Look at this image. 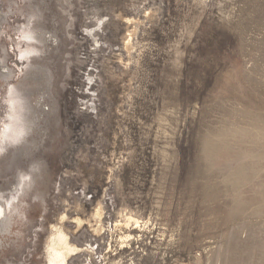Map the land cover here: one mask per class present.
Returning a JSON list of instances; mask_svg holds the SVG:
<instances>
[{"label":"rangeland","instance_id":"rangeland-1","mask_svg":"<svg viewBox=\"0 0 264 264\" xmlns=\"http://www.w3.org/2000/svg\"><path fill=\"white\" fill-rule=\"evenodd\" d=\"M0 59V124L9 82L34 120L0 264H46L63 213L75 264H264V0H0Z\"/></svg>","mask_w":264,"mask_h":264},{"label":"bare ground","instance_id":"bare-ground-1","mask_svg":"<svg viewBox=\"0 0 264 264\" xmlns=\"http://www.w3.org/2000/svg\"><path fill=\"white\" fill-rule=\"evenodd\" d=\"M22 32H23L22 39L20 41H18V45L20 46V52L22 53V55L24 57L32 60L33 53H35V52L37 53L38 51H40V47L35 43V42H39V40L36 37V35L34 34V30L32 27H27ZM132 35H133V33L130 31L128 33L127 40L125 42V46L127 48L130 47ZM23 41H30L33 43H30V44L24 46V45H22ZM41 50H42V48H41ZM10 77H11V74L8 71L6 64L3 63L2 60L0 59V78H2L3 80L4 79L8 80ZM22 91L23 90H21V88L15 83L9 82L7 84V95L8 96L5 99L7 102V104L5 105L7 110L5 112V115H3V117H2L1 124H0V145H2L5 148V150H7L9 148V146H11V144H14L13 141L20 142L19 140L23 138V137L22 138L17 137V132L21 126V124H20L21 120L23 121V126L27 129V134H28V131L33 126L34 120H32L30 118L31 116L27 115V117H26L21 111V108H23V102L22 101L27 97L26 96L27 94L25 93L26 94L25 95L24 93H22ZM29 106L27 107L28 109L31 108V106H30V108H29ZM28 112H29V110H28ZM10 117H11V119H10ZM17 142H15V143H17ZM27 184L28 183L25 179L23 182L21 180L19 183V185H21L22 189H24ZM17 186H18V184H17ZM18 187H20V186H18ZM20 190L21 189L17 188L16 189L17 193L21 194L22 192ZM4 192L2 193V191H0V214H2V212L4 214V213L8 212L7 210H11V209L17 208L19 206H22L21 204H22L23 200H21L20 197L17 195V193H15L13 196H11V199L13 200V198L15 197V200L12 202L11 207H9L8 202L10 201V199L6 198V195L4 194ZM103 212H104V208L101 205V203H99L95 209V213H93L94 216L98 218V223H99L98 228L95 229L96 232H100L101 230L104 229V225L102 224ZM0 218H1V216H0ZM66 218H68V215L63 213L61 215V217L59 218V222L51 226L49 236L47 237L46 243H45L46 256H47L46 264H75L74 261L71 260L72 256L77 255L78 253L83 251L81 247H79L78 245H76L72 242L70 235L67 233V231L64 227V224H63L65 222ZM0 220H2V218ZM127 220L134 221V223L137 224L136 227L140 226L139 220L136 219L135 217L133 218L132 216H129L127 218ZM74 222H76L77 225L80 227L84 223V219L81 217H76L74 219ZM4 225H5V223H4ZM4 225H3V227H4ZM0 229H1V225H0ZM120 238L123 241L129 242V241H131V238H134V236H132L131 233H126V234L122 235ZM123 241L121 242V244H123ZM88 249L91 250L90 248H88ZM89 253L92 254V251H89ZM116 263H113V264H116Z\"/></svg>","mask_w":264,"mask_h":264},{"label":"clouds","instance_id":"clouds-1","mask_svg":"<svg viewBox=\"0 0 264 264\" xmlns=\"http://www.w3.org/2000/svg\"><path fill=\"white\" fill-rule=\"evenodd\" d=\"M22 110L23 109L21 108V111ZM10 119H11V117H10ZM20 124H21V126H20V128H19V130L17 132V137L22 138L23 136L27 135V129L23 126V121L22 120H21ZM13 142H17V141H13ZM3 151H5V148L2 145H0V152H3ZM17 195H19V193H17ZM14 200H15V197L13 198V200H10L8 202L9 203V207H11V204H12V202Z\"/></svg>","mask_w":264,"mask_h":264}]
</instances>
